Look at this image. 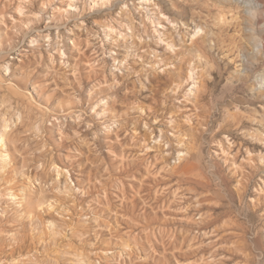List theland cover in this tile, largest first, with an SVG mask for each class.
Instances as JSON below:
<instances>
[{
	"label": "rangeland",
	"instance_id": "rangeland-1",
	"mask_svg": "<svg viewBox=\"0 0 264 264\" xmlns=\"http://www.w3.org/2000/svg\"><path fill=\"white\" fill-rule=\"evenodd\" d=\"M238 15L215 0H0V174L16 194L0 193V264H264V162L239 156L238 183L224 135L202 133L211 95L195 98V72L214 95L244 73ZM196 23L218 45L189 78ZM245 82L263 113L264 66Z\"/></svg>",
	"mask_w": 264,
	"mask_h": 264
},
{
	"label": "bare ground",
	"instance_id": "bare-ground-1",
	"mask_svg": "<svg viewBox=\"0 0 264 264\" xmlns=\"http://www.w3.org/2000/svg\"><path fill=\"white\" fill-rule=\"evenodd\" d=\"M215 1L220 4H226L227 6L233 8L239 13L238 16L240 20L238 21V26H240V30L239 29L236 30L242 31L243 34L242 37H244L246 43L239 48L238 53H242V55H244V58L238 59V56L240 55V54L238 55V53L237 55H234V57L233 56L232 57L234 62L237 63L239 62V66L242 67L244 73L243 74L239 73L237 76L238 78L236 77L239 80L237 84H233L232 86L226 88V90L222 93V95L220 94L214 95V93L212 92L214 88L212 86H216L215 81L210 80L209 78L203 76L202 72L200 74L199 72H195L196 75H198L197 82L199 84L196 86L195 89V98L197 102H201L202 100H205V98L209 94L211 95L213 111L209 116L210 119L204 122L206 127L204 126L205 129L202 130V133L204 131H209L214 138L224 135L222 138L226 139V141L228 142L227 143L228 146L225 147L222 138L217 140L218 144L216 145L221 150V154L225 155L223 159L226 162L228 161L230 163V166L234 170L233 173L235 174L237 173L238 176L241 177L238 182L241 183V179L249 178L251 172L248 173L243 171L241 167V163H238L239 156H243V159L245 160L247 159V161L249 160L251 162H258V163L264 162V153H262L261 150L260 152L258 151L259 148H264V112L263 113L260 112L257 108H255L256 105L252 104V102L248 100H245V98L240 95V92L245 87L244 84H246V82L244 83V80H246L250 76L252 70L258 65L264 66V0H215ZM68 5H70L69 8L71 9L74 3L68 2ZM76 7L78 6L76 5L75 8ZM238 16L236 17V19L238 18ZM193 27L194 28L192 34L194 38L192 37L193 39H191L190 41L191 44H193L195 47V54L193 53V57L194 58L196 57V59L195 60L192 58L188 59L185 58L186 56L184 55L182 59L180 58L181 60L179 59L180 62L183 61V63L185 64L186 62L188 63L187 68L189 70V78L194 77L192 70H196V68L200 66L197 65V63L198 64L204 63L205 65L209 64L210 57L209 55H207L209 53L208 50L213 49L214 45H218V43L216 44L215 40L213 39V35H215L216 32H213L212 30L209 31V29L206 30L205 27H203L198 23L194 24ZM247 27L249 28L248 30L246 29ZM215 36L217 37V35ZM240 41L242 42L243 40L240 39ZM253 45L258 46V48L255 50L253 48ZM190 47L192 48V46ZM182 53L181 55L178 56L181 57ZM184 53L187 54L186 52ZM178 54L180 53L178 52ZM187 56H189V54H187ZM183 59L186 62H184ZM173 64L175 65V63ZM176 66L177 65H175V67ZM170 79L172 81L177 80L178 74L172 71L170 74ZM261 101L264 102V97H262ZM202 107L204 106H199L201 111L203 109ZM216 113H219L221 117L215 119ZM8 136L9 135H7V137ZM1 137L2 135H0V138ZM146 147L148 148L149 145H146ZM242 147H245L244 151ZM180 151L182 150L180 149L179 152ZM192 151L193 150L191 148H188L185 152L182 153V155L187 154L188 158L196 159L197 161H201V159H204L201 152L195 153L194 151L193 152ZM184 157L185 156H183V158ZM206 162L212 163L209 160H206ZM3 170H4L2 171L3 173L0 174V193L2 191H5V193H8L9 195L15 196L16 194L13 191L15 186V179L14 177H12V174H10L12 170L11 168L8 167H3ZM54 202L56 203V201Z\"/></svg>",
	"mask_w": 264,
	"mask_h": 264
}]
</instances>
